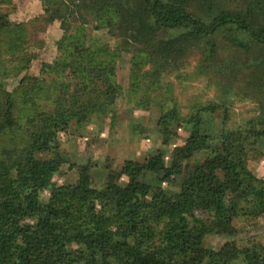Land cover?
Here are the masks:
<instances>
[{"label":"trees","instance_id":"obj_1","mask_svg":"<svg viewBox=\"0 0 264 264\" xmlns=\"http://www.w3.org/2000/svg\"><path fill=\"white\" fill-rule=\"evenodd\" d=\"M90 2L100 14L96 29L118 18L149 39L152 52L141 50L132 59L131 92L140 93L147 83L139 109L150 107L154 79L183 47L205 44L213 55L223 37L237 48L248 45L245 39L264 48V0H247L244 9L214 7L211 0ZM46 11L49 22L60 19L68 30L66 10ZM24 32L22 23L0 9V43L6 41L7 51L22 52ZM58 50L53 62L43 64L45 77L26 73L20 79L16 92L25 94V108L15 110L14 92L0 93V136L16 133V143L0 151V264H264L261 242L205 245L210 234L236 237L233 220L242 202L245 215L264 214V180L248 166L252 152L264 155V118L227 129L226 117L214 124L218 104L197 105L182 117L172 101L162 109L157 127L164 146L178 136L173 124L189 128L184 143L171 151V182L178 189L147 182V166L133 159L120 170L108 160L107 184L96 188L89 166L75 167L64 158L59 134L74 123L109 118L115 124V103L123 90L116 75L119 54L99 35L89 40L85 26L67 32ZM154 55L156 68L143 72ZM30 57L20 59L29 66ZM132 130L143 134L147 128L138 124ZM163 153L160 149L158 155ZM67 163L77 168V180L56 182ZM124 175L128 182L122 186L118 181ZM44 190L50 194L42 202Z\"/></svg>","mask_w":264,"mask_h":264},{"label":"rangeland","instance_id":"obj_2","mask_svg":"<svg viewBox=\"0 0 264 264\" xmlns=\"http://www.w3.org/2000/svg\"><path fill=\"white\" fill-rule=\"evenodd\" d=\"M211 2L214 7L244 9L247 0ZM56 7L66 10L64 17L68 30L63 28L60 19L51 22L46 19L49 16L46 8L54 10ZM0 9L8 13L11 21L22 23L25 30L26 41L22 44L24 49L18 55L7 51L6 41L0 43V79L4 81V85L0 84V93L14 92L17 111L26 107L25 94L19 90L16 92L20 79L26 73L31 77H45L43 64L53 62L59 56L58 43L67 32H75L85 26L89 40L99 35L119 54L116 58V75L123 90L115 103L118 112L115 124H111L109 118L92 122L98 124V130L93 132L91 128H86L87 124L74 123L69 132L59 137L60 150L66 154L69 149L65 158L74 163L75 167L80 164L89 166L92 185L96 188H103L107 184L108 160L114 170H120L125 160L133 159L147 166V182L171 190L178 189L171 182L175 171L171 151L184 143L189 128L173 124V130L178 132V136L170 145L164 146L157 127L162 109H166L172 101L178 105L182 117L189 115L197 105L218 104L220 109L213 115L214 124L219 126L226 117L227 129L241 128L252 119L264 118V48L250 43L249 39L244 40L248 44L246 47L237 48L220 37L217 40L219 48L213 55L209 54L205 44L178 50L165 61L160 75L154 79L157 88L150 93V107L144 110L137 108L136 104L144 94L147 83L143 84L140 93L131 92V66L136 54L141 50L152 52V49L148 45V37L139 34L134 26H128L117 18L111 26L96 29L100 14L90 0H0ZM242 38L247 37L244 35ZM20 56H31L29 66ZM152 58L153 63L144 66L143 72H151L156 68L158 55ZM19 66H27V69L18 72ZM138 124L145 126L147 131L143 134L139 130L133 131L132 126ZM69 136H72L70 146L67 144ZM14 141L16 143V133L1 135L0 151L11 148ZM160 149H164L162 155H158ZM201 156L203 152L198 154L199 158ZM248 166L258 178L264 180V155L252 152ZM75 167L69 168L68 163L63 165L55 181L75 182L78 178ZM127 180L121 176L118 183L124 186ZM49 194V190H44L40 200L47 201ZM246 208L245 202H242L239 215L233 220L237 232L235 238L210 234L205 239V245L221 248L231 246L234 241L240 247L249 245L251 241L264 244V214L245 215ZM113 259L114 256L110 254V262L113 263Z\"/></svg>","mask_w":264,"mask_h":264},{"label":"crops","instance_id":"obj_3","mask_svg":"<svg viewBox=\"0 0 264 264\" xmlns=\"http://www.w3.org/2000/svg\"><path fill=\"white\" fill-rule=\"evenodd\" d=\"M97 127H98V124H97V123H90V124H87V127H86V128H91V131L94 132V131L98 130ZM68 132H69V131H68ZM60 134H64V132H61ZM60 134H59V137H60ZM70 135H72V134H70ZM71 137H72V136H69V138H68L69 141H68L67 144H68L69 146H70V138H71ZM71 139H72V138H71ZM78 141H80V140H78ZM87 141H88V140H87ZM63 147H65V148H69L68 146H64V145H63ZM63 147H62V148H63ZM63 150H64V149H63ZM68 150H69V149H67V152H68ZM61 152H62L64 158H65V156L67 157V155H66L67 152H66V154H65L62 150H61ZM66 159H67V158H66ZM62 169H63V167H62ZM77 176H78V175H77ZM77 176H76V178H77ZM124 177L127 178V176H125V175H124ZM76 180H77V179H76ZM127 182H128V180H127ZM119 184H120V183H119ZM120 185H121V184H120ZM122 186H123V185H122Z\"/></svg>","mask_w":264,"mask_h":264}]
</instances>
